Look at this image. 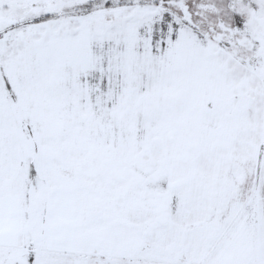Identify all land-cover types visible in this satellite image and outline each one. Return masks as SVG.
Returning a JSON list of instances; mask_svg holds the SVG:
<instances>
[{"label":"snow or ice","instance_id":"1","mask_svg":"<svg viewBox=\"0 0 264 264\" xmlns=\"http://www.w3.org/2000/svg\"><path fill=\"white\" fill-rule=\"evenodd\" d=\"M0 264H264V0H0Z\"/></svg>","mask_w":264,"mask_h":264}]
</instances>
